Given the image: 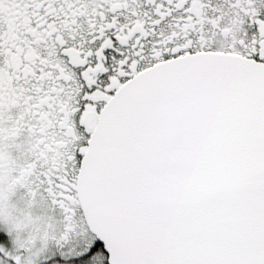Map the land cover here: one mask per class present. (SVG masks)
Instances as JSON below:
<instances>
[{"label": "snow or ice", "instance_id": "snow-or-ice-1", "mask_svg": "<svg viewBox=\"0 0 264 264\" xmlns=\"http://www.w3.org/2000/svg\"><path fill=\"white\" fill-rule=\"evenodd\" d=\"M0 264H264V0H0Z\"/></svg>", "mask_w": 264, "mask_h": 264}]
</instances>
